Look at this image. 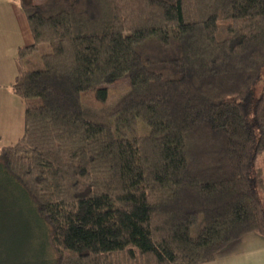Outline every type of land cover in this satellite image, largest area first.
<instances>
[{
	"label": "trees",
	"instance_id": "16d2710c",
	"mask_svg": "<svg viewBox=\"0 0 264 264\" xmlns=\"http://www.w3.org/2000/svg\"><path fill=\"white\" fill-rule=\"evenodd\" d=\"M15 1L34 44L0 168L41 244L0 264H207L264 238V0ZM126 76L114 121L87 118L83 100Z\"/></svg>",
	"mask_w": 264,
	"mask_h": 264
},
{
	"label": "crops",
	"instance_id": "0c3cea01",
	"mask_svg": "<svg viewBox=\"0 0 264 264\" xmlns=\"http://www.w3.org/2000/svg\"><path fill=\"white\" fill-rule=\"evenodd\" d=\"M33 44L30 25L20 5L15 0H0V144L3 147L15 144L24 132V103L13 94L11 86L17 77L18 50ZM257 168L263 171L264 166ZM207 264H264V238L249 233Z\"/></svg>",
	"mask_w": 264,
	"mask_h": 264
},
{
	"label": "rangeland",
	"instance_id": "374dc122",
	"mask_svg": "<svg viewBox=\"0 0 264 264\" xmlns=\"http://www.w3.org/2000/svg\"><path fill=\"white\" fill-rule=\"evenodd\" d=\"M44 0H34L41 3ZM40 53L48 52L47 45H43ZM130 79L128 76L117 80L111 85L105 86L109 89L108 95L93 94L87 101L83 100L84 115L98 123H111L114 121L112 110L115 105L128 93ZM264 87V72L256 87L259 96ZM140 131L145 134L149 131L145 125L140 126ZM5 143V141L3 142ZM16 143V142H14ZM2 144H0L1 152ZM264 166V153L260 155L256 166ZM264 174V168H263ZM204 225L203 217L193 227L192 234L197 236ZM35 225L34 212L27 196L22 189L7 179L6 174L0 168V260H7L6 249L22 246H39L40 231ZM2 251V252H1Z\"/></svg>",
	"mask_w": 264,
	"mask_h": 264
}]
</instances>
